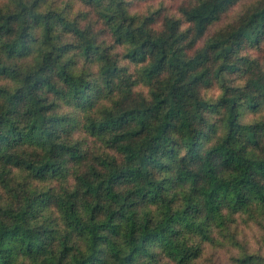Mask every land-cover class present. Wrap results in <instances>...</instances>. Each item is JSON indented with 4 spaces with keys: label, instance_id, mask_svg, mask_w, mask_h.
<instances>
[{
    "label": "trees",
    "instance_id": "obj_1",
    "mask_svg": "<svg viewBox=\"0 0 264 264\" xmlns=\"http://www.w3.org/2000/svg\"><path fill=\"white\" fill-rule=\"evenodd\" d=\"M144 1L0 0V264H200L264 224V0L210 35L243 0Z\"/></svg>",
    "mask_w": 264,
    "mask_h": 264
},
{
    "label": "rangeland",
    "instance_id": "obj_2",
    "mask_svg": "<svg viewBox=\"0 0 264 264\" xmlns=\"http://www.w3.org/2000/svg\"><path fill=\"white\" fill-rule=\"evenodd\" d=\"M185 0H145L144 2H135L133 11L139 13H146L149 11H159L160 17L164 15H178L177 8ZM253 0H243L237 6L232 8L227 14H225L221 20L214 25L208 35L214 33L217 29L225 26L226 24L233 22L239 14L242 12L244 7ZM250 54L253 57H261L262 50L250 49ZM212 95L219 94L217 88H212L209 91ZM264 115V111L246 113L243 118L244 122H254ZM42 186H45L43 184ZM1 191V189H0ZM264 223V222H263ZM235 229L240 232L239 241L243 245V249L247 250L248 253H256L264 255V224L248 223L246 224L243 220H239ZM214 249V248H213ZM243 249L239 246H227L225 248L212 250L209 248L206 254L200 260V264H234V257L242 254Z\"/></svg>",
    "mask_w": 264,
    "mask_h": 264
}]
</instances>
